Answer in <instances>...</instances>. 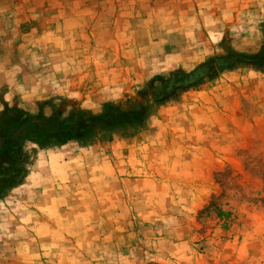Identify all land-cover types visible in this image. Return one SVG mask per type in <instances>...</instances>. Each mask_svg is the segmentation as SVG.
<instances>
[{"label": "rangeland", "instance_id": "obj_1", "mask_svg": "<svg viewBox=\"0 0 264 264\" xmlns=\"http://www.w3.org/2000/svg\"><path fill=\"white\" fill-rule=\"evenodd\" d=\"M8 2L1 111L99 113L264 42V0ZM67 144L26 147L27 178L0 198V264H264V70H219L133 135Z\"/></svg>", "mask_w": 264, "mask_h": 264}, {"label": "trees", "instance_id": "obj_2", "mask_svg": "<svg viewBox=\"0 0 264 264\" xmlns=\"http://www.w3.org/2000/svg\"><path fill=\"white\" fill-rule=\"evenodd\" d=\"M238 67L264 70V42L260 50L253 52L228 48L226 54L212 57L192 72L177 69L168 75H158L140 92L142 101L108 103L99 113L66 100L58 103L49 100L46 103L51 107L49 112L45 103L37 112L5 103L0 112V198L27 178L31 164L28 144L48 148L77 141L84 146L104 134L133 135L145 127L157 106L176 100L183 90L203 77Z\"/></svg>", "mask_w": 264, "mask_h": 264}, {"label": "crops", "instance_id": "obj_3", "mask_svg": "<svg viewBox=\"0 0 264 264\" xmlns=\"http://www.w3.org/2000/svg\"><path fill=\"white\" fill-rule=\"evenodd\" d=\"M8 1H10V0H0V31H6L10 26H12V24L10 23V19H9L11 17H9V15L11 14L12 10H14V9H12V7L9 8L10 2H8ZM12 1H14V0H12ZM14 12H15V10H14ZM18 17H19V15H18ZM15 19H16V17H15ZM1 105L2 104L0 102V111L2 108Z\"/></svg>", "mask_w": 264, "mask_h": 264}]
</instances>
